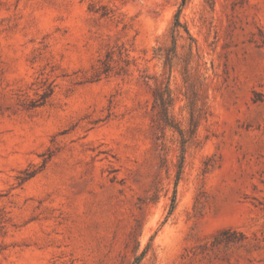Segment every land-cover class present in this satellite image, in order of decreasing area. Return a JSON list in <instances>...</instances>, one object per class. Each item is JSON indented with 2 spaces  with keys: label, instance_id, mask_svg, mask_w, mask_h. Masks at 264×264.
<instances>
[{
  "label": "rangeland",
  "instance_id": "rangeland-1",
  "mask_svg": "<svg viewBox=\"0 0 264 264\" xmlns=\"http://www.w3.org/2000/svg\"><path fill=\"white\" fill-rule=\"evenodd\" d=\"M0 264H264V0H0Z\"/></svg>",
  "mask_w": 264,
  "mask_h": 264
},
{
  "label": "trees",
  "instance_id": "trees-1",
  "mask_svg": "<svg viewBox=\"0 0 264 264\" xmlns=\"http://www.w3.org/2000/svg\"><path fill=\"white\" fill-rule=\"evenodd\" d=\"M182 27L179 20H176V23L173 28V35L178 31V29ZM186 32L188 33L187 28L185 27ZM175 37V36H174ZM174 100L171 97L169 92H161L158 91L155 96V104L156 107L160 108L161 120L164 123L165 127H173L172 118L169 115L170 108H172ZM36 172H32L27 174L25 177L21 178L20 185L29 181L31 178L35 176Z\"/></svg>",
  "mask_w": 264,
  "mask_h": 264
}]
</instances>
